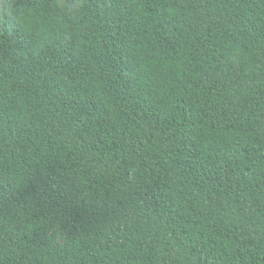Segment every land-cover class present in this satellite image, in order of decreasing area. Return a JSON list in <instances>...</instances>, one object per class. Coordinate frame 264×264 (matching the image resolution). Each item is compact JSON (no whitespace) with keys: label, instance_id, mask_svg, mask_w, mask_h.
Wrapping results in <instances>:
<instances>
[{"label":"trees","instance_id":"16d2710c","mask_svg":"<svg viewBox=\"0 0 264 264\" xmlns=\"http://www.w3.org/2000/svg\"><path fill=\"white\" fill-rule=\"evenodd\" d=\"M0 264H264V0H0Z\"/></svg>","mask_w":264,"mask_h":264}]
</instances>
